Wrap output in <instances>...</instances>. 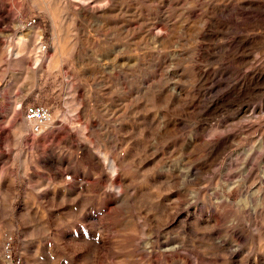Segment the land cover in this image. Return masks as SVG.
<instances>
[{
  "label": "rangeland",
  "instance_id": "1",
  "mask_svg": "<svg viewBox=\"0 0 264 264\" xmlns=\"http://www.w3.org/2000/svg\"><path fill=\"white\" fill-rule=\"evenodd\" d=\"M253 68L264 0H0V264H264Z\"/></svg>",
  "mask_w": 264,
  "mask_h": 264
},
{
  "label": "bare ground",
  "instance_id": "2",
  "mask_svg": "<svg viewBox=\"0 0 264 264\" xmlns=\"http://www.w3.org/2000/svg\"><path fill=\"white\" fill-rule=\"evenodd\" d=\"M220 11H221V9H220ZM235 44H236V42H235ZM242 44H244V43H242ZM243 46L245 47V44ZM231 48H232V46H231ZM234 60H237V59H234ZM199 71H201V70H199ZM250 72L251 73H249V75L247 77H244L245 79L243 78L242 81H240L236 85H233V88L231 89L232 91L229 90V91H227V93H224L225 94L224 95L225 97H223V98L221 97V99H219L220 100L219 103H215L214 102V105H213V108L212 109L218 110V111L221 110L222 108L223 109L224 108H230V109L234 108V109H238V113L236 115H233L232 119H235V118H238L239 117L240 120H241V119H245V118H248V117H252L251 112L253 110V107H252L251 110H249L248 109L249 106L248 105H244L245 104L244 102L249 101L250 98H251V96L254 95L257 91H259V89H261L260 86L264 85V69L263 68H261V69L253 68L252 70H250ZM197 77L199 78V81L198 82H200L199 83L200 84V87L201 86H204V84L210 78H212L209 73H205V72H200L197 75Z\"/></svg>",
  "mask_w": 264,
  "mask_h": 264
},
{
  "label": "built area",
  "instance_id": "3",
  "mask_svg": "<svg viewBox=\"0 0 264 264\" xmlns=\"http://www.w3.org/2000/svg\"><path fill=\"white\" fill-rule=\"evenodd\" d=\"M34 21L35 19L23 20L19 25L22 28H29ZM42 48L44 49L45 46L43 45ZM24 119L29 123L31 133H39L44 126L52 122V113L44 105L28 104L24 109Z\"/></svg>",
  "mask_w": 264,
  "mask_h": 264
}]
</instances>
